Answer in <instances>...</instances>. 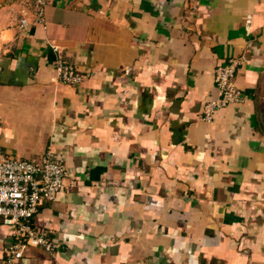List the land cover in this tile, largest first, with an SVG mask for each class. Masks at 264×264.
<instances>
[{
	"label": "crops",
	"instance_id": "crops-1",
	"mask_svg": "<svg viewBox=\"0 0 264 264\" xmlns=\"http://www.w3.org/2000/svg\"><path fill=\"white\" fill-rule=\"evenodd\" d=\"M21 7L0 0V155L51 145L67 176L33 218L55 251L14 264H264V0H47L25 30ZM232 56L244 99L204 120ZM15 240L0 220V264Z\"/></svg>",
	"mask_w": 264,
	"mask_h": 264
},
{
	"label": "built area",
	"instance_id": "built-area-1",
	"mask_svg": "<svg viewBox=\"0 0 264 264\" xmlns=\"http://www.w3.org/2000/svg\"><path fill=\"white\" fill-rule=\"evenodd\" d=\"M18 28L28 29L33 23L44 22L47 0H20ZM32 18L28 17V13ZM54 50L58 46L52 45ZM243 56H232L214 67V84L218 95L207 99L202 107V118L210 120L219 110L230 104L241 103L242 90L235 84L237 68ZM55 69L59 81L78 85L83 74L71 63L58 57ZM67 167L58 152L48 145L36 157H18L9 153L0 155V220L9 227L16 239L8 247L4 264H14L27 246H40L50 254L55 244L35 227L33 218L45 201L55 199L66 187Z\"/></svg>",
	"mask_w": 264,
	"mask_h": 264
}]
</instances>
